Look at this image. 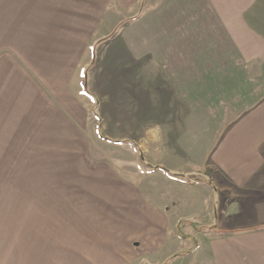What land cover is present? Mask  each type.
<instances>
[{"label": "crops", "instance_id": "crops-1", "mask_svg": "<svg viewBox=\"0 0 264 264\" xmlns=\"http://www.w3.org/2000/svg\"><path fill=\"white\" fill-rule=\"evenodd\" d=\"M22 28L0 30V170L16 169L19 155L63 154L81 128L80 98L89 96L80 40L64 49ZM120 49L122 63L131 59L141 74L140 104L158 107L154 118L170 124L168 136L207 163L225 218L236 212L210 242L213 264H264V0H159L128 20ZM191 122L198 127L184 130ZM4 212L0 264H94L87 226L51 241L49 227L6 225Z\"/></svg>", "mask_w": 264, "mask_h": 264}, {"label": "rangeland", "instance_id": "rangeland-1", "mask_svg": "<svg viewBox=\"0 0 264 264\" xmlns=\"http://www.w3.org/2000/svg\"><path fill=\"white\" fill-rule=\"evenodd\" d=\"M158 1L0 0L2 35L23 26L64 49L80 40L89 94L80 98L81 128L66 137L63 154L19 155L16 169L0 170V215H10L4 224L49 227L51 241L88 227L84 247L94 264H213L210 242L236 212L225 218L211 169L185 153L183 139L168 136L170 124L154 118L158 107L140 104L141 74L131 59L121 61L128 20Z\"/></svg>", "mask_w": 264, "mask_h": 264}]
</instances>
